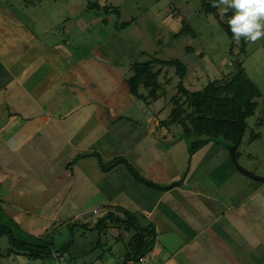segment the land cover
I'll return each mask as SVG.
<instances>
[{
  "label": "crops",
  "instance_id": "0c3cea01",
  "mask_svg": "<svg viewBox=\"0 0 264 264\" xmlns=\"http://www.w3.org/2000/svg\"><path fill=\"white\" fill-rule=\"evenodd\" d=\"M42 34L0 7V213L17 235L52 240L55 264H264V183L224 146L190 156L179 127L130 113L135 57L110 53L113 34L86 58ZM136 229L151 244L135 259Z\"/></svg>",
  "mask_w": 264,
  "mask_h": 264
},
{
  "label": "rangeland",
  "instance_id": "374dc122",
  "mask_svg": "<svg viewBox=\"0 0 264 264\" xmlns=\"http://www.w3.org/2000/svg\"><path fill=\"white\" fill-rule=\"evenodd\" d=\"M95 3L101 8L97 9ZM2 6H6L31 27L38 25L47 42L60 43L85 58L100 43L103 48L112 46V34L114 48H110V53L122 54L124 59L127 56L129 60L133 56L135 60H146L152 56L165 60L177 58L186 66L183 84L190 91L202 88L208 80L221 76L226 78L231 69L230 61H241L249 79L259 90V95L255 98L257 104L254 114L245 121V131L237 147V161L250 171L264 176V37L255 43L243 37L236 43L233 36L229 37L231 29L228 20L234 14L233 9L225 12L221 5L215 13L205 14L201 0H0ZM115 9H118V14ZM126 21L129 23L124 27L116 25ZM184 22L190 25L195 34L182 27ZM182 28L184 31L180 33ZM66 40L70 45L65 44ZM132 52L131 57L129 54ZM115 60L117 63L119 57H115ZM165 69H168L167 76L172 79L165 85L164 94L150 103L133 95L137 99V108H133L130 113H138L141 119L151 115L155 117V125L167 119L172 106L168 99L177 93L178 78L173 74L174 68ZM163 75L160 76L161 81L164 80ZM140 90L147 93L142 86ZM159 123L157 128L162 127ZM168 127L172 128L171 125ZM252 134L258 137L251 139ZM0 222L11 229L14 236L17 235L1 213ZM53 237L57 239L60 235L55 232ZM107 237L110 235L107 234ZM1 244H8L7 235H3ZM0 251L5 254H1L0 264H31L29 255L20 257L10 253L8 257V250ZM51 258L48 256L45 259L49 264H55Z\"/></svg>",
  "mask_w": 264,
  "mask_h": 264
},
{
  "label": "trees",
  "instance_id": "16d2710c",
  "mask_svg": "<svg viewBox=\"0 0 264 264\" xmlns=\"http://www.w3.org/2000/svg\"><path fill=\"white\" fill-rule=\"evenodd\" d=\"M212 4L213 0H201V8L205 14L215 13L218 7H212ZM95 6L97 9L101 8L98 3H95ZM114 11L118 14V9ZM128 23L126 21L116 25L124 27ZM182 27H186L195 34L187 22H184ZM183 31L182 28L180 33ZM232 36L230 32L229 37ZM230 65L231 69L226 78L221 76L208 80L202 88L190 91L183 84V78L187 73L183 62L177 58L165 60L152 56L150 59H136L129 63L130 74L126 77V81L131 94L150 103L165 93V85L172 79L167 76L168 69L165 68L173 67V74L178 78L177 93L172 94L168 99L172 106L168 110L167 119L160 120L158 123L160 122L164 128H168V125H176L180 128L182 137L187 141L190 156L209 142H214L227 149L231 146L234 156L238 158L237 147L245 131V121L254 114L257 104L255 98L259 95V90L249 79L241 61L236 60L234 63L230 61ZM162 73H164L163 81L160 80ZM140 86L147 91L146 94L141 92ZM219 117H225L228 120H221ZM233 120L238 121L239 124ZM256 137L258 135L252 134L251 139ZM109 217L111 218L109 220L113 222L112 225H120L119 219L113 215ZM107 224L106 218H101L96 226L104 231ZM3 235L9 237L10 243V247L6 249L9 254L6 256L10 253L15 254V249L28 251L29 253L26 254L31 256H49L54 250L52 240L35 237L23 239L17 235L14 236L13 231L0 222V237ZM149 236L147 231L136 229L130 237L129 252L133 258L136 259L149 250L151 244ZM1 254L4 253L0 251V256Z\"/></svg>",
  "mask_w": 264,
  "mask_h": 264
},
{
  "label": "clouds",
  "instance_id": "9594fccd",
  "mask_svg": "<svg viewBox=\"0 0 264 264\" xmlns=\"http://www.w3.org/2000/svg\"><path fill=\"white\" fill-rule=\"evenodd\" d=\"M221 5L225 12L234 10L228 25L236 43L242 37L251 43L264 37V0H213L212 7Z\"/></svg>",
  "mask_w": 264,
  "mask_h": 264
},
{
  "label": "water",
  "instance_id": "95a60500",
  "mask_svg": "<svg viewBox=\"0 0 264 264\" xmlns=\"http://www.w3.org/2000/svg\"><path fill=\"white\" fill-rule=\"evenodd\" d=\"M219 119H221V120H228V118H225V117H219ZM233 121H235V122H237V123L239 124L238 121H236V120H233ZM228 150H229L230 157H231V160H232V162H233L234 167H235L240 173H242L243 175L249 177L250 179H253V180H256V181H260V182H263V183H264V176L259 175V174H256V173H254L253 171H250L249 169L243 167L241 164H239V162L237 161V158L234 156V154H233V148L230 146V147H228ZM113 163H115V164H116V163H122V164L126 167L127 171L129 172V174H130L133 178H135V179H137V180H139V181L147 182V181H145V180L143 179V177H141L140 175H138V173H136V172L132 169V167L129 166V165L127 164V162H126L124 159H122V158H121V159H120V158H119V159H116ZM150 184H151L152 186L158 188V189L166 188V187H161V186L155 185V184H153V183H150ZM18 252L22 253V252H25V251H18Z\"/></svg>",
  "mask_w": 264,
  "mask_h": 264
}]
</instances>
